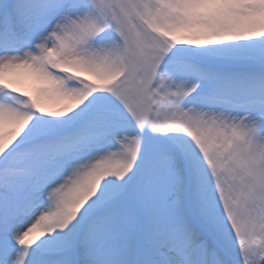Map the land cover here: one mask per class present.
Returning <instances> with one entry per match:
<instances>
[{
	"label": "snow or ice",
	"instance_id": "6c2138e0",
	"mask_svg": "<svg viewBox=\"0 0 264 264\" xmlns=\"http://www.w3.org/2000/svg\"><path fill=\"white\" fill-rule=\"evenodd\" d=\"M0 264H264V0H0Z\"/></svg>",
	"mask_w": 264,
	"mask_h": 264
}]
</instances>
